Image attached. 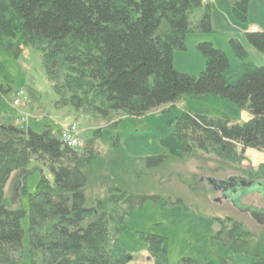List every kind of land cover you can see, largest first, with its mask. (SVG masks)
I'll list each match as a JSON object with an SVG mask.
<instances>
[{
  "label": "trees",
  "instance_id": "1",
  "mask_svg": "<svg viewBox=\"0 0 264 264\" xmlns=\"http://www.w3.org/2000/svg\"><path fill=\"white\" fill-rule=\"evenodd\" d=\"M229 2L233 18L246 23L250 0ZM210 32L209 0H0V48L13 59L26 47L40 53L58 109L99 117L114 127L113 115L140 118L183 97L221 98L246 108L250 121L238 125L183 114L164 145L171 158L201 150L238 167L246 150L264 153V65L249 64L243 46L230 39L241 64L233 81L225 54L209 42L196 45L205 64L197 77L176 72L172 54L185 50V36ZM245 38L264 55V32L256 29ZM13 103V108L20 104ZM22 123H0V264L126 263L119 236L131 209L119 202L134 193L132 176L141 175L134 169L140 161L128 157L115 137L103 153L100 129L82 148L71 149L60 142L62 131H24ZM32 160L49 168L52 180L40 178L27 213L22 207L7 209L5 185ZM250 174L264 178V164ZM26 216L25 263L21 220ZM218 225L212 240L221 246L253 237L237 221ZM142 240L153 264H168L162 237ZM255 250L257 264H264V236ZM218 263L230 264L221 258ZM177 264L212 263L182 258Z\"/></svg>",
  "mask_w": 264,
  "mask_h": 264
},
{
  "label": "rangeland",
  "instance_id": "2",
  "mask_svg": "<svg viewBox=\"0 0 264 264\" xmlns=\"http://www.w3.org/2000/svg\"><path fill=\"white\" fill-rule=\"evenodd\" d=\"M209 3L212 6L211 32L188 33L184 40L185 50H176L172 54L173 69L197 77L205 64L196 45L209 42L225 54L231 69L229 79L233 81L241 64L229 46L230 39H236L243 46L249 64L263 66L264 55L249 45L245 33L251 26L256 27L258 32H264V0H250L246 23L233 18L229 0H209ZM0 86L1 123L23 120L21 128L35 133H42L47 128L54 133L61 132L75 125L81 144L79 148L92 137L94 130L100 129L104 141L101 146L103 153L107 150L105 144L115 137L128 157L140 161L134 169L141 175L132 176L134 193L119 202L123 208L131 209L125 220V230L119 236V246L129 256L124 264H153L142 240L144 235H156L165 240L168 264H177L182 258L212 264H219V258L230 264H257L255 243L264 236V227L250 219L249 215L237 212L231 204L222 200L217 203L220 194L212 190L207 180L223 181L231 175L254 172L253 163L257 167L264 160V153L246 150L239 166L234 167L201 150L183 159L171 158L164 145L174 133L173 122L183 114L244 125L252 118L246 108H237L212 96L183 97L140 118L113 115L117 123L112 127L108 120L88 114L77 116L68 108L58 109L55 104L57 95L47 78L40 53L30 47H26L18 59L9 57L0 48ZM19 91L23 92V97H18ZM14 100L20 103L16 108L12 107ZM22 171L11 175L5 185L4 204L10 210L22 207L27 213L29 195L35 192L41 177L51 181L52 173L36 160H32ZM22 178L24 191L20 190ZM235 202L242 210L261 205L256 195ZM226 218L240 222L253 237H242L228 247L217 244L212 240L218 229L217 220L225 221ZM28 222V216L21 220L25 263L28 256Z\"/></svg>",
  "mask_w": 264,
  "mask_h": 264
},
{
  "label": "flooded vegetation",
  "instance_id": "3",
  "mask_svg": "<svg viewBox=\"0 0 264 264\" xmlns=\"http://www.w3.org/2000/svg\"><path fill=\"white\" fill-rule=\"evenodd\" d=\"M208 184L214 192L220 194V198L216 202H227L241 214L249 215L250 219L257 222L261 227H264V178L258 179L251 174L246 175H231L225 178L223 181L207 180ZM256 195L261 205L255 208L240 209L237 207L236 202L244 199L246 196ZM225 221H232L231 218H226ZM219 220H217L218 224ZM240 223V222H238ZM231 224V222L229 223ZM241 224V223H240ZM219 230V225L218 229Z\"/></svg>",
  "mask_w": 264,
  "mask_h": 264
},
{
  "label": "built area",
  "instance_id": "4",
  "mask_svg": "<svg viewBox=\"0 0 264 264\" xmlns=\"http://www.w3.org/2000/svg\"><path fill=\"white\" fill-rule=\"evenodd\" d=\"M250 31L255 32L256 29L251 28ZM17 105H18V101H15L13 103V106H17ZM59 140L63 145H65L66 147L71 148V149L79 148L81 145L79 135H78V131H77V128L75 125H70L68 128L63 130L60 133Z\"/></svg>",
  "mask_w": 264,
  "mask_h": 264
},
{
  "label": "crops",
  "instance_id": "5",
  "mask_svg": "<svg viewBox=\"0 0 264 264\" xmlns=\"http://www.w3.org/2000/svg\"><path fill=\"white\" fill-rule=\"evenodd\" d=\"M211 6V5H210ZM212 7V6H211ZM251 28H256V27H254V26H251V27H249V29L246 31V33H250L251 31H250V29ZM257 29V28H256ZM257 31H258V29H257ZM199 43H201V42H199ZM1 123V122H0ZM245 161V160H244ZM246 163V162H245ZM260 164L259 165H261V164H264V160H262V161H260L259 162ZM244 165V164H243ZM258 165V166H259ZM257 166V167H258ZM252 167H254V168H252V170H255L257 167H256V163H253V165H252Z\"/></svg>",
  "mask_w": 264,
  "mask_h": 264
},
{
  "label": "water",
  "instance_id": "6",
  "mask_svg": "<svg viewBox=\"0 0 264 264\" xmlns=\"http://www.w3.org/2000/svg\"><path fill=\"white\" fill-rule=\"evenodd\" d=\"M127 260H129V258Z\"/></svg>",
  "mask_w": 264,
  "mask_h": 264
}]
</instances>
